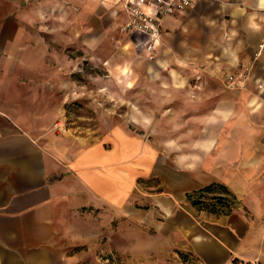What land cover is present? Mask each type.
<instances>
[{"label":"crops","instance_id":"1","mask_svg":"<svg viewBox=\"0 0 264 264\" xmlns=\"http://www.w3.org/2000/svg\"><path fill=\"white\" fill-rule=\"evenodd\" d=\"M194 1L165 19L153 53L168 61L220 55L217 38L200 25L230 21L238 56L232 73L242 67L250 73L244 88L224 91L217 83L218 121L205 132L193 133L178 122L181 111L173 112L170 133L183 137L168 157L124 127L79 150L42 132L63 115L64 95L52 94L54 69L26 45L30 17L0 6V264H191V257L195 264H264V0ZM119 21H126L121 0H88L72 39L96 47ZM148 40L134 34L126 43L151 56ZM172 71L164 86L177 100L190 81L181 67ZM138 178L156 183L145 188ZM214 183L236 198L230 212L210 213L188 201L189 193ZM114 207L122 218L119 242Z\"/></svg>","mask_w":264,"mask_h":264},{"label":"rangeland","instance_id":"2","mask_svg":"<svg viewBox=\"0 0 264 264\" xmlns=\"http://www.w3.org/2000/svg\"><path fill=\"white\" fill-rule=\"evenodd\" d=\"M74 3V0H1L0 3L2 9L19 12L33 22L24 21V31L29 34L26 45L30 44L40 54L35 59L42 63L47 60L52 66L49 87L54 95L63 92L65 99L63 115L55 121L50 118L45 123L50 125L42 132L63 137L66 149L67 145L79 150L103 142L116 128L124 127L132 136L156 143L162 156L168 157L171 148L175 149L174 140L183 137L170 133V127L174 128V111H181L178 122L187 123L193 133L205 132L209 124L212 128L218 121L217 92L222 87L218 88L217 83L224 91L245 87L241 81L248 77L250 68L242 67L240 73H232L238 56L233 39L236 25L230 21L200 25L202 34L217 38L214 46L222 54L204 60L185 56L180 57L183 61H168L169 57L161 60L157 52L140 56L131 50L126 43L129 37L120 30L122 20L113 27L109 40L98 41L96 47H90L87 41L77 44L72 39L73 22L86 10L88 0H81L77 7ZM180 67L190 86L182 89L187 90L180 94L182 98L175 100L174 90L164 83L172 78V69ZM193 138L198 140L199 135ZM155 183L152 178H138V184L145 188ZM212 195H204L203 201L209 203ZM235 205L234 202L223 210L234 209ZM136 206L142 208L140 201ZM121 223V212L114 207L111 226L113 238L118 242ZM101 240L104 244L107 238ZM193 259L191 264H195Z\"/></svg>","mask_w":264,"mask_h":264},{"label":"built area","instance_id":"3","mask_svg":"<svg viewBox=\"0 0 264 264\" xmlns=\"http://www.w3.org/2000/svg\"><path fill=\"white\" fill-rule=\"evenodd\" d=\"M124 5L126 21L120 30L128 37L142 34L148 37L146 50L153 53L155 43L163 34L164 21L184 13L192 7L194 0H121Z\"/></svg>","mask_w":264,"mask_h":264},{"label":"trees","instance_id":"4","mask_svg":"<svg viewBox=\"0 0 264 264\" xmlns=\"http://www.w3.org/2000/svg\"><path fill=\"white\" fill-rule=\"evenodd\" d=\"M206 194H213L212 197L209 198V203H205L203 201V197ZM187 199L193 206L200 210L208 211L214 214H222L228 213L232 210L223 209L228 207L230 208L236 198L225 185L214 183L189 193L187 195Z\"/></svg>","mask_w":264,"mask_h":264}]
</instances>
